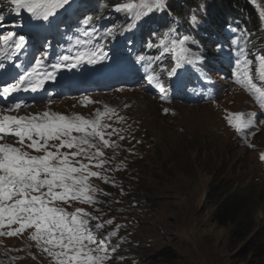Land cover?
<instances>
[{"label":"rangeland","instance_id":"obj_1","mask_svg":"<svg viewBox=\"0 0 264 264\" xmlns=\"http://www.w3.org/2000/svg\"><path fill=\"white\" fill-rule=\"evenodd\" d=\"M129 2L139 5L140 0H109V5L108 0H74L71 7L66 11L60 10L54 19H67V15L79 23L78 16L92 12L105 34L99 37L97 32L92 38L88 33L91 43L100 40L102 48L121 52L127 48L125 56L117 57L109 56L105 50L99 54L94 51V65L98 74H102L98 79H111L114 84L112 92L68 100L66 91L73 86L72 82L57 93L59 96L54 107L48 106L44 110L45 107L35 105L29 111L32 115L50 109L94 120L98 111L114 110L101 117L102 123L111 125L105 132L113 131L111 135H105L109 146L104 147L98 138L95 142L103 152V161L108 158L115 163L109 165L108 172H126L119 184L108 186L106 191H122L123 200L114 216L124 222L125 227L121 231L128 240L121 245L110 246L116 251L109 252L111 259L106 264H170L165 259L169 255L171 264H264V169L256 152L237 146L248 129L237 131L228 123L229 118L235 120L232 114L237 112L251 119L250 128L264 127V108L248 89L234 82L235 76L222 83L217 91H213L211 86L220 74H216L204 89L187 86L189 78H203L199 68L204 59L202 55L207 60L213 55L212 52L205 54L203 44L194 51L189 46L192 41L188 42L185 47L190 49V54L201 59L185 64L178 70V76H169L167 73L174 65L166 70L165 61L170 59L174 62L168 40L174 38L175 32L171 37L156 36L168 30L158 26L176 28L181 23L177 17L161 14L163 11L153 16L150 25L141 26L152 28L151 32L156 34L149 32L148 44L151 46L146 45L142 55L145 61L138 62L137 58L131 57V49L141 42L138 32L142 30H127L126 25L135 9L133 13L116 10L117 5ZM218 3L221 4L219 0ZM255 5L261 14L264 13V0H255ZM103 10L106 11L101 15ZM204 10H199V13ZM14 11L10 0H0V27L10 21ZM262 17L264 19V15ZM87 25L83 23V26ZM161 38L165 39L164 45L160 44ZM154 64L163 71L152 72ZM142 70L151 71L153 81H148L140 90L136 89L138 86H125L126 79L131 76L123 71L139 73ZM252 71L254 83L259 76L256 65ZM86 76L81 67L79 79ZM177 87L181 88L182 94L188 90L191 92L188 101L173 94ZM257 144L264 149V133L258 137ZM115 149L120 156L112 158L111 153ZM220 176L225 180L220 182L223 185L232 180L240 186L250 185L256 192L261 205L258 210L259 227L245 241L230 243L229 231L213 220L216 205L205 204L210 187L217 186ZM76 207L86 209L84 203L78 201L66 209L71 212ZM99 217L104 219L103 210ZM108 225L110 228H104V233H96L97 237H108L113 232V223ZM256 246L258 249L253 251Z\"/></svg>","mask_w":264,"mask_h":264},{"label":"snow or ice","instance_id":"obj_2","mask_svg":"<svg viewBox=\"0 0 264 264\" xmlns=\"http://www.w3.org/2000/svg\"><path fill=\"white\" fill-rule=\"evenodd\" d=\"M73 2L74 0H10L17 13L25 9L34 19L46 21L48 25L53 23L60 10L66 11ZM166 8V0H140L139 5L129 2L116 6L117 11L126 13H133L135 9L126 25L127 30L133 32L149 24L157 12ZM199 10H204L203 4L199 5ZM196 12L197 10H192L188 19L191 27L199 24ZM91 19L87 17L82 22L89 24ZM176 31V28L169 27L163 35L171 37ZM16 36V33L8 32L0 35V41L4 44L14 41L17 50L24 48L25 37L19 36L16 39ZM190 41L195 42L188 35L168 40L174 59V66L167 73L169 76H178V70L185 64L201 59L200 56L191 55L190 49L185 47ZM160 44L164 45L165 39L161 38ZM147 46L150 47L151 44ZM238 51L240 56H244V48H239ZM84 58V53H79L74 57L65 55L62 60L68 61L66 66L71 69L81 64ZM254 60L259 79L264 81V55L254 57ZM137 61H145V57L138 56ZM44 63L42 53L41 58L35 59L31 71L19 76L16 82L0 80L3 85L0 87V98H10L20 90L36 93L43 88L46 79H54V76L40 72ZM87 63H96L95 54L88 58ZM252 65L253 60L245 58L241 62L237 58L233 75L235 82L248 89L264 108V89L253 83ZM5 73L10 75L7 69ZM146 78L149 82L154 79L152 75ZM13 107L19 110L22 105L16 103ZM110 112L114 110L107 109L103 113L98 111L94 120L79 114L68 116L52 111L28 116L0 115V141L18 138L16 144L0 142V236H20L32 229L30 241L35 242L37 248L51 258L52 264H106L111 259L109 252L115 253L116 248L110 247L108 240L116 232L98 239L96 233L103 225L97 223L95 231L90 227V219L96 217H91L84 208L76 207L70 212L63 206H70L77 201L90 205L95 203L91 193L96 189L90 185L89 180L105 178L100 177L98 172L91 171L90 166L100 167L104 163L98 159L103 156V152L95 141L98 138L104 147L109 146L110 142L105 139V135L111 133H106L105 129L111 125L102 123L101 117ZM232 115L235 120L229 118L228 123L237 131L243 132L252 126L251 119L243 113ZM26 140L30 143H25ZM27 149L41 154L33 155ZM62 149L67 151H61ZM92 149L95 151H91ZM261 159H264V153L261 154ZM93 161L96 163L93 164ZM106 223L112 224L113 221L108 220ZM13 225L17 227H12Z\"/></svg>","mask_w":264,"mask_h":264},{"label":"trees","instance_id":"obj_3","mask_svg":"<svg viewBox=\"0 0 264 264\" xmlns=\"http://www.w3.org/2000/svg\"><path fill=\"white\" fill-rule=\"evenodd\" d=\"M202 1H205L208 8L215 11L218 16L216 24H213L214 28H217V25L220 26L219 21H226V19H228L226 26L229 25L230 20L233 27L242 30L241 35H245L244 29L251 32L261 27L259 12L251 5V0H219L220 5L218 0L214 4L211 0H167V10L178 17L182 24L177 28L178 37L189 35L192 32L191 26L185 23L192 14V10H199ZM208 17H210L209 14ZM212 22L213 20H211V25ZM220 182H225L222 176L218 177L217 186L210 187L205 204L216 205L212 214L213 220L229 231L230 243L245 241L253 236L259 227L258 210L261 205L255 195L256 192L250 185L240 186L232 180L225 185ZM259 197L262 198L260 195ZM258 247H254L253 251H256ZM165 259L170 264L172 263L170 255Z\"/></svg>","mask_w":264,"mask_h":264},{"label":"clouds","instance_id":"obj_4","mask_svg":"<svg viewBox=\"0 0 264 264\" xmlns=\"http://www.w3.org/2000/svg\"><path fill=\"white\" fill-rule=\"evenodd\" d=\"M264 133V127H256V129L248 131V135L246 136V143H237L238 147L241 149H246L251 152H256L258 154V159L261 165L264 169V159H261V154L264 153V149H261L259 145L257 144V139L260 135ZM120 202L121 200H118V196H114L111 198L110 203L107 207V209L104 211V205H98L97 207H86V211L90 214L91 217H96V219H90V227L95 231V225L97 223L102 224L103 227L97 232V233H104V228H110L108 227V223L106 221L111 220L113 221V231L116 232L115 236H112L108 243L110 246H118L126 242L128 240L127 235L124 233V231H121V228L125 227L124 222L119 221V219L114 216L116 209L120 208ZM74 203V202H73ZM72 203V204H73ZM72 204L70 206H72ZM69 205H66L65 208H69ZM104 211V219H100L99 213L100 211ZM105 224V225H104ZM98 239L101 238V236L97 237ZM20 244L23 247H27L31 245V242L29 241L28 237H21ZM38 260H44V264H50L46 261V259L41 256ZM37 260V261H38Z\"/></svg>","mask_w":264,"mask_h":264},{"label":"bare ground","instance_id":"obj_5","mask_svg":"<svg viewBox=\"0 0 264 264\" xmlns=\"http://www.w3.org/2000/svg\"><path fill=\"white\" fill-rule=\"evenodd\" d=\"M29 16H30V18L33 20V21H35L36 23H39V22H41V21H38V20H36V19H34L32 16H31V14L29 13ZM263 38V40H264V36L262 37ZM137 140V139H136Z\"/></svg>","mask_w":264,"mask_h":264}]
</instances>
